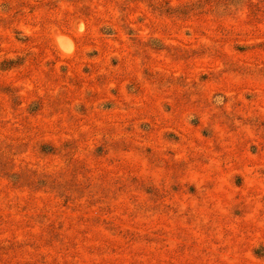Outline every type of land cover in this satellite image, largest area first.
I'll list each match as a JSON object with an SVG mask.
<instances>
[{
    "label": "rangeland",
    "instance_id": "rangeland-1",
    "mask_svg": "<svg viewBox=\"0 0 264 264\" xmlns=\"http://www.w3.org/2000/svg\"><path fill=\"white\" fill-rule=\"evenodd\" d=\"M0 264H264V0H0Z\"/></svg>",
    "mask_w": 264,
    "mask_h": 264
}]
</instances>
